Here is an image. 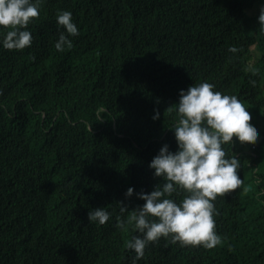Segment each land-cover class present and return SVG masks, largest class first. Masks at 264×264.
Segmentation results:
<instances>
[{
    "label": "trees",
    "instance_id": "16d2710c",
    "mask_svg": "<svg viewBox=\"0 0 264 264\" xmlns=\"http://www.w3.org/2000/svg\"><path fill=\"white\" fill-rule=\"evenodd\" d=\"M58 9L79 30L63 52L54 47ZM259 10L260 0H43L31 45L0 47V264H133L125 249L133 236L117 217L126 221L144 203L136 193L154 189L149 162L165 143L177 149L169 108L202 78L243 98L260 131L255 146L235 135L225 146L244 180L221 193L214 213L232 248L189 251L161 237L135 264H264ZM77 140L78 148L67 144ZM102 206L108 223L89 221V209Z\"/></svg>",
    "mask_w": 264,
    "mask_h": 264
},
{
    "label": "clouds",
    "instance_id": "9594fccd",
    "mask_svg": "<svg viewBox=\"0 0 264 264\" xmlns=\"http://www.w3.org/2000/svg\"><path fill=\"white\" fill-rule=\"evenodd\" d=\"M42 2L0 0V47L22 50L31 45L33 37L28 26L39 15ZM256 20L264 29V0H260ZM56 22L63 31L54 43L55 49L60 52L71 49L70 37L79 34L72 12L58 9ZM228 51L235 53L238 49L230 45ZM172 106L169 111H175L176 120L170 127L177 149L169 150L166 143L160 147L148 165L150 170L154 169V189L136 193L144 203L133 209L126 221L117 217V226L128 225L129 236H133L125 243L133 264L143 259L149 242L161 237H170L181 249L189 251L232 248L230 239L216 231L214 213L218 219L221 214L218 202L227 197L221 193L236 188L244 180L238 170L240 157L232 151L228 153L225 146H232L234 135L242 141H251L252 146L260 140L259 128L245 101L234 94H222L207 80L180 89L178 102ZM158 117L155 112L152 118ZM180 191L183 195L177 201L179 195L174 199L173 193ZM133 193L130 186L125 196ZM125 210L121 205L120 211ZM111 215L104 206L90 208L87 213L88 220L98 225L107 224Z\"/></svg>",
    "mask_w": 264,
    "mask_h": 264
},
{
    "label": "rangeland",
    "instance_id": "374dc122",
    "mask_svg": "<svg viewBox=\"0 0 264 264\" xmlns=\"http://www.w3.org/2000/svg\"><path fill=\"white\" fill-rule=\"evenodd\" d=\"M194 67L196 66V67H201V65H198V64H192ZM205 80V78H202V81H204ZM208 81V80H207ZM209 82V81H208ZM242 100H243V98H241ZM63 124V123H62ZM89 128L91 129V131L92 132H97L98 130H101V129H103V127H95V126H89ZM260 137V136H259ZM245 142H246V144L247 145H252L251 144V141H247V140H245ZM67 144L69 145V146H71V147H75V148H78L79 146H80V144H81V141L80 140H77V141H69V142H67ZM163 181V180H162ZM177 193H173V198L175 199L176 197H177Z\"/></svg>",
    "mask_w": 264,
    "mask_h": 264
},
{
    "label": "crops",
    "instance_id": "0c3cea01",
    "mask_svg": "<svg viewBox=\"0 0 264 264\" xmlns=\"http://www.w3.org/2000/svg\"><path fill=\"white\" fill-rule=\"evenodd\" d=\"M257 157L259 158V160H263L264 161V156L262 155V153H257ZM258 161V160H257ZM107 188H111V186H108ZM112 201L111 200H108L107 202H106V204H109V203H111ZM119 203L121 204V205H123L124 204V201H119Z\"/></svg>",
    "mask_w": 264,
    "mask_h": 264
}]
</instances>
